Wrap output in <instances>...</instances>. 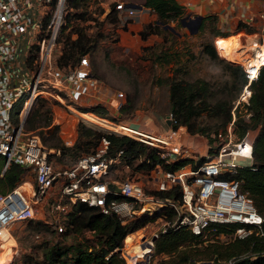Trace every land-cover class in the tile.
I'll list each match as a JSON object with an SVG mask.
<instances>
[{"label":"built area","instance_id":"1","mask_svg":"<svg viewBox=\"0 0 264 264\" xmlns=\"http://www.w3.org/2000/svg\"><path fill=\"white\" fill-rule=\"evenodd\" d=\"M71 9L69 0H0V161L3 172L13 163L24 172L33 173L32 180L22 178L15 187L0 193V227L43 218L46 211L43 205H48L53 198L56 202L52 207L63 214L67 215L79 201L98 207L104 214L116 215L123 224L150 214L151 210L157 212L172 207L178 224L203 238L215 230L211 226L214 223L238 222L260 229L262 217L251 198L241 190V180L234 177L239 167L252 164L253 138L249 131L234 143L230 144L228 139L220 144L217 154L196 168L190 165L174 171L160 166L151 168L146 174V183L136 174L121 180L108 177L115 159L107 156L109 141L105 137L94 152L78 157L70 165H54L50 161L51 149L44 146L38 134L24 129L25 112L46 88L71 102L77 103L83 98L94 100L107 111L109 108L117 111L125 103L122 91L110 93L104 82L91 73L87 54L82 55L76 65H57L62 52L61 48H55L56 42L67 11ZM115 9L131 16L136 8L118 0ZM260 17L264 18V14ZM33 45L38 46L37 55L29 64L28 51ZM262 46L264 40L258 43L254 56L238 63L246 78L241 91L243 99L249 97L250 83L257 79L264 65ZM252 57L255 61H251ZM18 102H21V117L16 123L12 114ZM166 118L175 124L171 112ZM105 123L110 133L128 136L155 148L165 162H169L167 153L179 152L181 148V142L174 137L178 128L162 133L148 130L149 135L129 123L108 120ZM121 154L119 150L116 156ZM128 167L125 162L124 168ZM109 183L117 190L109 189ZM176 185L181 187L180 201L156 195L157 191ZM55 228L61 232V222H57ZM250 231L238 227L234 233L244 237Z\"/></svg>","mask_w":264,"mask_h":264},{"label":"rangeland","instance_id":"2","mask_svg":"<svg viewBox=\"0 0 264 264\" xmlns=\"http://www.w3.org/2000/svg\"><path fill=\"white\" fill-rule=\"evenodd\" d=\"M116 1L118 0H74L76 3L72 5L69 0L72 9L67 11L65 24L59 32L55 48L59 50L61 48L62 52L63 47L69 45L68 40L76 38L80 32L85 34L90 40L86 46V57L91 73L104 82L110 93L114 91L124 93L125 103L123 108L114 111L108 107L109 109L105 115L97 116L89 111L91 107L99 105L94 100L83 98L77 103L71 102L61 96L60 98L55 96L51 88H46V92L39 95L41 100L38 99L35 103L33 102L27 109L24 119H30L34 109L40 105L49 104L51 106V127L53 125L57 126V134L62 143L71 146L79 140L77 160L78 157L95 151L99 145L98 133L109 132L108 123H105L106 120L122 123L134 121L140 123L142 129L150 128L149 130L159 132L153 123L156 125V116L165 121L166 115L171 111L170 81L177 78L183 80V82H190L197 78H203L210 83L209 88L214 95L212 100L235 96L230 110L231 120L223 125L221 118L212 116L207 110L200 113L194 122L196 126L210 130L208 135L200 132L191 133L185 125H179L182 126L181 128L179 126L174 128L170 121L168 124L171 125L172 129L178 128L177 133L173 136L181 142V148L179 152L166 154L169 163L189 159L190 164L194 166V164L208 161L210 157L217 154L220 144L228 141V139L231 140V144L241 138L235 132L236 125L234 121L236 119L241 120L240 124L244 122L249 125L246 132L252 133L254 140L259 127L253 123L254 121L250 117L251 113L246 108L245 102L248 101V96L245 99L241 96L242 88L239 89V74L237 70L231 69L227 62L229 60L231 64L239 65V61L254 56L253 47L257 44L249 41L245 42L244 37H252L257 43H261L264 40V27L261 30L260 27L243 22L247 26H241L240 28L238 26L240 20H237L233 25L227 23L225 25V23L218 22V18L216 20L208 18L204 21L203 28L200 29L199 25L198 29L191 33L186 25H182L181 18L193 17L195 13L183 6L184 14L179 18L168 21V24L174 27L175 32L171 31L170 33L168 30H159V32L150 33L145 39H142L140 31L143 30L146 24L157 21L156 13L150 7H145L143 0H124L125 2L139 3L143 6L142 8H136L133 15L127 16L125 11L115 9ZM141 12L145 14L146 22H143L141 27L137 29L132 24L135 23L138 14ZM217 35L229 36V38L233 36V39L227 40L228 37L224 39L220 36L217 37ZM216 37L218 39L216 43L218 42L220 48H222L221 54L228 60L224 57L222 59V56L217 53L213 42ZM239 38L242 45L238 49L235 58H230L229 53L233 49V44ZM206 42L213 44L216 55H209L203 51V45ZM230 46L231 49H229ZM162 50H165L164 55ZM166 59L169 62H165ZM19 112L20 109L12 114L13 122L21 117ZM84 113L106 120L101 125H94L84 118ZM231 121H233L232 124ZM78 125H84L92 129L94 134L80 138L77 130ZM51 127L31 132L38 134L41 141L43 136L47 137L46 142H49ZM215 128L218 130L216 133ZM84 142L88 144H84ZM44 146L51 149L49 159L54 165H70L61 161L59 149ZM111 157L115 161L110 167L109 178L121 180L136 174L142 182H147L146 171L143 167L138 168L137 166V164L142 163L140 159H136L133 163L127 161L129 167L125 169L124 163L126 161L122 156L117 157L115 154ZM187 167L188 164L182 168L187 169ZM2 173V163L0 162V175ZM22 178L32 180L33 173L24 172ZM240 188L243 190L242 181ZM54 197L57 200L56 194ZM54 202L56 201L51 198L48 205H43V207H46L43 218L36 217L31 221L15 222L6 228H0V264H36V262H41L43 250L48 245L56 243L57 246H60V242L61 244L64 243L60 237V231L57 233L55 224L61 222L64 229L68 216L55 209V206L52 207ZM160 219L161 221L157 225L152 222L137 230L133 240L127 244V247L121 253L127 264H134L135 262L136 264H155L163 257V255L155 254L153 250L154 241L152 248L148 247L146 255L135 257L132 254L128 256L126 253L132 243L140 245L142 242H149L153 235H158L159 232L165 231L170 226L171 221L163 216ZM36 222H41L43 225L39 226ZM84 235L91 238L89 232ZM144 237L146 239H143ZM233 237H238L234 231L230 237L224 233H215V230H213L203 239L204 243H225ZM81 238L80 234H67V241L80 240ZM6 261L8 262L6 263ZM139 261L141 262L139 263Z\"/></svg>","mask_w":264,"mask_h":264},{"label":"trees","instance_id":"3","mask_svg":"<svg viewBox=\"0 0 264 264\" xmlns=\"http://www.w3.org/2000/svg\"><path fill=\"white\" fill-rule=\"evenodd\" d=\"M70 2L72 5L76 3L74 0H70ZM143 5L153 9L157 15V21L146 24L140 31L142 39H145L150 33L159 32V30L175 32V29L173 31L164 28V25H169V20L179 18L184 14L183 5L177 0H143ZM208 18L216 20L217 16L214 14L203 16L200 29L203 28V23ZM238 26L241 28V26L246 27L247 25L240 21ZM245 30L247 31V29ZM220 37L224 39L228 37L227 40L233 39V36L230 38L229 36ZM68 41L69 45L63 47L62 54L57 59L58 66L76 65L80 57L87 54L86 46L90 40L85 34L80 32L76 38ZM37 48V45H33L29 49L27 59L29 64L36 57ZM203 51L209 55H216L215 47L210 42L204 43ZM162 53L164 55L165 50H162ZM165 62L169 61L166 59ZM229 62L227 65L231 69L237 70L239 74V89H241L246 82L243 69L240 65H233ZM209 86V81L203 78H197L190 82H183L177 78L170 81V112L176 120L173 124L174 128L185 125L191 133L200 132L208 135L210 130L196 126L194 122L198 115L206 110L212 116L221 118L223 125L231 120L230 110L235 96L212 100L214 95ZM38 99L41 100L38 97L35 101ZM20 104L21 102L17 103L14 112L20 109ZM245 105L251 113L250 117L253 119V123L258 125L259 130L252 144V164L239 167L234 177L242 181V191L251 198L257 212L261 215L260 229L238 222L231 224L214 223L211 226L215 227V233H224L230 237L238 227L251 229V232L244 237H233L225 243H204L203 237L193 234L188 227L178 224L177 213L172 207H164L152 215L143 214L123 224L116 215L104 214L98 207L78 201L73 204L71 211L67 214L68 219L64 229L60 232V237L64 243L61 244L60 242V246H57L56 243L48 245L43 250L41 262H36V264H127L121 252L118 251L119 248H122L124 236L128 232H134L149 223L155 222L157 225L162 216L171 221V224L165 231L159 232L154 240L153 250L155 254L163 255L155 264H264V65L260 68L257 79L250 83V95ZM89 111L100 116L107 112L102 106H93ZM50 112L51 106L49 104L40 105L34 109L32 117L24 121L25 131L49 129L52 122ZM84 118L94 125H101L105 121L101 117L86 113H84ZM240 121V119L234 121L235 132L242 137L249 125L244 122L240 124ZM15 122L17 123L18 120L15 119ZM56 128L55 125L51 127L49 142H46L48 138L44 136L42 141L46 146L59 149L62 162L72 164L78 154L79 140L71 146L62 143ZM77 130L80 138L94 134L92 129L84 125H78ZM214 131L216 133L218 130L215 128ZM102 137L109 141L107 156H114L119 150H122L121 156L126 162L133 163L136 159H140L142 163L137 164V166L138 168L143 167L146 173L156 166L174 171L186 166V164L191 165L189 159L166 163L155 152V148L128 136L102 132L98 133L99 143ZM84 144L88 143L84 142ZM50 156L51 154H49ZM198 164L190 167L196 168ZM23 174L24 169L12 163L0 175V193H5L20 183ZM156 195L178 202L181 199V187L176 185L169 190L157 191ZM31 220L28 219V221ZM36 223L39 226L43 225L41 222ZM86 232L90 233L91 238L84 235ZM68 233L80 234L82 238L67 241Z\"/></svg>","mask_w":264,"mask_h":264},{"label":"crops","instance_id":"4","mask_svg":"<svg viewBox=\"0 0 264 264\" xmlns=\"http://www.w3.org/2000/svg\"><path fill=\"white\" fill-rule=\"evenodd\" d=\"M177 1L180 4H182L184 7H187V9H189L191 12L195 13V15H201L202 17L207 14L216 15L218 18V22L225 23V25L227 24L233 25L237 20H240L242 22L249 23L253 26L260 27L261 30L264 27V18H260V15L264 14V0H177ZM143 22H146V16L144 13L141 12L138 14V17L135 20V23L132 24V26L134 28L139 29L143 24ZM218 36H222V35H218ZM244 39L245 42L249 41L258 44L252 37L246 36V38L244 37ZM255 46L253 48H255ZM128 122L130 123V125L134 127L140 128L141 126V124L138 122L137 123L134 121H128ZM168 123H170V121L167 118L164 121L161 117L156 116V125L155 123H153V125L156 127V130L162 133V132H168L170 130L169 128L172 129L171 125H169ZM181 127L182 126H179V128ZM150 131H155V130H150ZM7 262L8 261H6V263Z\"/></svg>","mask_w":264,"mask_h":264},{"label":"bare ground","instance_id":"5","mask_svg":"<svg viewBox=\"0 0 264 264\" xmlns=\"http://www.w3.org/2000/svg\"><path fill=\"white\" fill-rule=\"evenodd\" d=\"M218 37V36H217ZM217 37L213 40L214 45L216 47L217 53L222 56V58L224 57L223 54H221V50L222 48H220L218 42L216 43V41H218ZM237 42V43H236ZM236 42L233 44V49L230 51L229 56L230 58H235V55L238 53V49L241 47L242 44L240 38L238 40H236ZM257 47L258 44L255 46V48L253 49L254 51H257ZM262 48H264V46H262ZM256 49V50H255ZM225 58V57H224ZM226 60H228L227 58H225ZM244 60V59H243ZM254 60V57L251 58V61ZM229 61V60H228ZM255 61V60H254ZM246 92V91H245ZM133 127V126H132ZM135 128V127H134ZM137 129V128H136ZM149 129H142L139 128V131H144L146 132V134H149L150 132L147 133ZM151 135V134H149ZM156 211L151 210L150 214L152 215L153 213H155ZM147 226V225H146ZM145 227V226H144ZM1 228V227H0ZM141 229V228H140ZM138 229V230H140ZM137 233V230L134 232H128L123 239V251L124 248L127 247V244L133 240V238L135 237V234ZM154 233V232H153ZM143 239H146L145 237ZM148 250V246H144V248H140L139 245H137V243H132L131 246H129L128 251H126L127 254H130L135 252L137 254V256L143 255L144 252H146ZM128 255V256H130ZM136 264V262L134 263Z\"/></svg>","mask_w":264,"mask_h":264},{"label":"water","instance_id":"6","mask_svg":"<svg viewBox=\"0 0 264 264\" xmlns=\"http://www.w3.org/2000/svg\"><path fill=\"white\" fill-rule=\"evenodd\" d=\"M127 6L134 7V8H141L142 4L128 2ZM201 20H202V16L201 15H195L193 17L187 16L186 18H181V23H182V25H186L190 29L191 33H194L198 29ZM164 28H169L170 30L174 31V28L171 25H164ZM107 186H108L109 189L117 190L116 186L113 183H109ZM155 238H156V235H153L151 241L142 242L139 245L140 248H144V246H148L151 249L152 245H153V241L155 240ZM118 251L121 252V253L123 252L122 248H119ZM131 254L134 255L135 257H137V254L135 252H133ZM143 254L146 255V252H144ZM127 255H130V254H127ZM140 262L141 261H139V263Z\"/></svg>","mask_w":264,"mask_h":264}]
</instances>
